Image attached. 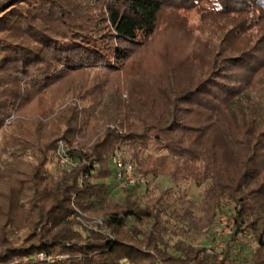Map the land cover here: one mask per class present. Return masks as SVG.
Wrapping results in <instances>:
<instances>
[{
	"label": "trees",
	"instance_id": "16d2710c",
	"mask_svg": "<svg viewBox=\"0 0 264 264\" xmlns=\"http://www.w3.org/2000/svg\"><path fill=\"white\" fill-rule=\"evenodd\" d=\"M194 7L229 21L219 50L223 55L214 63L211 78L178 94L176 102H167L170 112L146 117L144 111L121 103L109 118L114 128L89 130L97 106L93 102L87 109H65L57 117L64 129L55 127L46 139L19 131L23 109L48 88L85 70H115L128 58L125 47L101 45L106 34L97 36L99 22L91 15H100L98 21L116 43L145 45L156 34L165 8L184 12ZM251 22L254 37L248 34ZM255 87L264 92V0L1 1L0 133L6 125L17 133L0 149V184L8 186L0 191V264H264V230L249 259L232 252L233 241L219 253L193 247L201 239L214 241L213 234L205 236L225 203L236 204L233 234L240 233L243 192L257 176L259 158H264V131L257 132L264 103L253 108L255 104L239 98ZM179 103H187L196 119L177 118ZM227 112H240L245 123L241 132L221 130ZM58 141L66 144L76 165L50 174L46 165L55 159ZM9 148L14 151L7 157ZM224 149L240 157L236 166L219 161ZM26 152L32 162L23 157ZM116 153L146 176L144 186H121L115 173L116 184L107 183ZM158 178L172 186L152 189ZM187 182H209L200 201L179 190ZM116 187L120 202L111 198ZM85 215L100 217L101 223L85 231L80 223Z\"/></svg>",
	"mask_w": 264,
	"mask_h": 264
},
{
	"label": "rangeland",
	"instance_id": "374dc122",
	"mask_svg": "<svg viewBox=\"0 0 264 264\" xmlns=\"http://www.w3.org/2000/svg\"><path fill=\"white\" fill-rule=\"evenodd\" d=\"M69 1L75 2V0ZM90 17L92 21L99 22L97 36H100L101 32L106 34L100 39L101 45L105 49H108L107 47L112 48L115 45L125 47L129 50L126 53H129L128 58L112 71L95 68L67 76L34 98L23 109L19 131L32 134L36 140L46 139L55 127L63 130L64 127L60 125L61 121L57 120V117L69 107L75 106L78 109H87L91 107L93 102H96V110L89 119L88 129L97 131H104L106 127L114 128L112 123H109V118L113 114L114 108H118L121 103L144 111L142 113L146 117L157 116L164 111L170 112V108L167 107L168 101L176 102L175 98L181 96L178 94L190 91L198 82L208 77L211 78L210 74L215 70L214 63L220 61V54L223 55V53H219V50H222L221 42L224 40L225 30H227L225 25L229 24L227 19L222 20L203 15L197 7L184 12H172L170 9L165 8L159 15L157 31L151 40L145 45L129 46L116 43L108 37L109 30L104 23L98 21L100 18L98 13H94ZM248 25H251L248 34H252L251 36L254 37L256 27L252 22ZM224 28L225 30H223ZM227 48L230 47L227 46ZM213 64L214 66H212ZM261 88L255 87L248 90L239 98L249 105L255 104L254 106L251 105L254 108L258 103H264V92L261 91ZM151 109L153 111L150 113ZM192 110L187 103H179L174 110V115L179 119L192 121L196 119ZM221 118L220 122L222 124L219 126L223 132L230 131L237 134L238 131L243 130L245 123L241 119L240 112L236 113L235 116L227 112ZM11 119L12 117L6 120L5 124H9ZM54 119L57 120V123ZM32 120H38L42 124L37 125ZM214 120L210 119L209 123L217 129ZM167 121L168 118L163 120L164 123ZM259 122L257 132L264 131V121L259 120ZM39 127L43 129L37 131V129H40ZM16 133L13 125H6L4 131L0 133V149L4 144L3 142ZM13 151V148L7 149L6 156L8 157ZM25 154L23 157L32 162V155L29 152ZM224 156L228 157L225 158ZM217 157L219 161L225 159L230 167L236 166L240 160L235 152L233 153L228 149H224L223 155H217ZM259 159L257 176L243 192V224L239 235L234 236L233 234L236 204L233 202L225 203V207L216 214L213 224L205 236L219 235L217 240L209 242L201 239L202 241L195 242L193 247L199 248V246H202L207 249L211 245L214 249H219L218 245H220L222 249L215 251L219 253L221 250H225L227 245L233 241L236 251L232 252H240V257L246 259H249L257 250V236L261 230H264V158ZM46 168L50 174L60 171L55 159L49 162ZM111 171L112 173L106 181L115 185L116 181L114 182L113 179L114 169H111ZM6 185V183H1L0 191L6 192V188H8ZM208 185L209 182L200 185L187 182L179 190L185 193L189 199L198 202ZM171 186L166 178H158L151 182V188L156 191H162ZM256 189H259L258 195ZM139 195H142V191L139 192ZM111 198L117 202L121 201L122 194L119 187L112 190ZM81 220L80 223L85 226L83 228L85 231L90 229L92 223L95 222L97 225L101 223L100 217L96 216H81ZM216 226L217 229H215ZM83 229L79 226L75 227L78 232H82ZM239 247L244 249L239 251ZM237 262L239 263L238 260Z\"/></svg>",
	"mask_w": 264,
	"mask_h": 264
},
{
	"label": "built area",
	"instance_id": "2783aa9c",
	"mask_svg": "<svg viewBox=\"0 0 264 264\" xmlns=\"http://www.w3.org/2000/svg\"><path fill=\"white\" fill-rule=\"evenodd\" d=\"M68 150V147L62 141H59L57 143L55 151V160L59 168L65 171L71 170L76 165L72 157L69 155ZM111 162L114 168L115 180L121 186L137 187L144 186L147 183L146 176L142 172L136 170L130 162L125 161L119 153H116L113 156ZM215 229H217V226ZM217 236L219 237V235ZM217 236L214 235V240H217ZM218 248L220 249L221 246L218 245ZM219 249H214L213 246H211L206 249V252L212 254L214 251H217ZM47 259L49 260L51 259V257H48ZM56 259H61V257L56 256Z\"/></svg>",
	"mask_w": 264,
	"mask_h": 264
}]
</instances>
